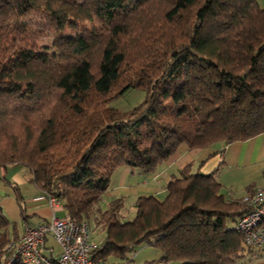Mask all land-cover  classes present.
<instances>
[{"label": "trees", "instance_id": "1", "mask_svg": "<svg viewBox=\"0 0 264 264\" xmlns=\"http://www.w3.org/2000/svg\"><path fill=\"white\" fill-rule=\"evenodd\" d=\"M33 13L53 30L55 53L38 45ZM132 89L142 96L131 108L111 105ZM261 133L257 0H0V166L23 165L60 195L65 214L97 234L94 259L134 261L146 244L160 257L145 264L249 263L262 249L234 227L249 206L221 192L217 170L170 180L162 199L138 196L127 221L122 198L98 204L118 166L153 172L182 144ZM18 238L0 208V264Z\"/></svg>", "mask_w": 264, "mask_h": 264}, {"label": "crops", "instance_id": "2", "mask_svg": "<svg viewBox=\"0 0 264 264\" xmlns=\"http://www.w3.org/2000/svg\"><path fill=\"white\" fill-rule=\"evenodd\" d=\"M257 3L264 7V0H257ZM216 170L221 192L227 198L239 199L249 189L264 186V133L230 143L218 142L204 148H190L182 144L153 172H140L130 165L118 166L100 202H104L107 207L109 201L122 198L124 202L129 196L135 209L138 196L154 195L162 199L166 194L167 183L184 173L207 174ZM42 194L28 168L18 164L0 166V208L10 222L18 225L19 236L26 222L35 225L50 220L52 210L45 199L39 198ZM55 215L64 216V209L56 210ZM48 239L51 241L46 242ZM41 249L48 256H55L59 252L58 244L49 236ZM132 256L134 264H145L157 260L160 252L141 244ZM231 264H264V251L259 252L249 263Z\"/></svg>", "mask_w": 264, "mask_h": 264}, {"label": "built area", "instance_id": "3", "mask_svg": "<svg viewBox=\"0 0 264 264\" xmlns=\"http://www.w3.org/2000/svg\"><path fill=\"white\" fill-rule=\"evenodd\" d=\"M39 198L45 199L50 206V220L35 225L24 224L19 238L7 244V257L2 264H13L17 258L24 264H134L130 260L105 262L94 259V244L89 240L87 223L76 222L67 214L61 217L55 215L56 210L63 208L60 195L43 192ZM242 202L249 206V210L238 218L234 227L241 232L248 246L259 247L264 251V186L256 187L251 194H245ZM48 236L59 246L55 256L42 252L41 247Z\"/></svg>", "mask_w": 264, "mask_h": 264}, {"label": "rangeland", "instance_id": "4", "mask_svg": "<svg viewBox=\"0 0 264 264\" xmlns=\"http://www.w3.org/2000/svg\"><path fill=\"white\" fill-rule=\"evenodd\" d=\"M29 21H32V25L34 28L35 36H37V43L40 48L47 50L49 53H55V43L52 40V37L55 35L53 30H51L48 24L45 22L44 18H41L39 15L31 14L29 16ZM85 25L91 29L93 27H98L100 24L96 23L95 21L85 22ZM71 30L66 29L64 32L69 33ZM142 96L141 91L139 90H129L120 96L118 99L114 100L111 105L117 107L119 109H128L131 108L134 104H136ZM98 206L101 209H105L104 202H100ZM132 211V212H131ZM61 215V214H58ZM135 215L134 205L130 197H126L125 201L123 202L120 208V216L123 221L130 220ZM91 236L96 237V233L91 232ZM50 237V236H49ZM92 238V237H91ZM51 239H48L46 242H50ZM168 264H179L177 262H169Z\"/></svg>", "mask_w": 264, "mask_h": 264}]
</instances>
